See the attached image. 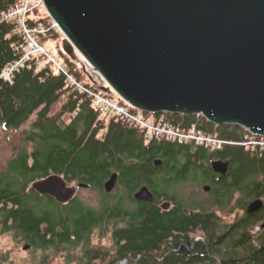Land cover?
I'll return each instance as SVG.
<instances>
[{"label": "trees", "instance_id": "1", "mask_svg": "<svg viewBox=\"0 0 264 264\" xmlns=\"http://www.w3.org/2000/svg\"><path fill=\"white\" fill-rule=\"evenodd\" d=\"M19 1L0 0V128L20 136L0 177V236L13 235L43 252L39 264L61 257L65 264H264V205L245 214L253 201H264V149L249 150L246 141L264 138L239 126L213 125L202 116L155 115L179 131L195 127L230 143L207 155L205 145L146 139L141 128L101 118L95 101L69 77L135 109L103 92L98 79L64 51L65 37L48 13H41L43 6L32 10L27 25L46 27L36 36L45 54L24 59L26 38L1 15ZM17 63L12 81H5L3 71ZM195 143L205 153L187 156ZM213 154L228 162L225 176L214 173ZM53 174L69 185L88 186L79 193L95 191L100 206L86 203L79 193L62 205L31 189ZM113 174L119 176L120 192L108 194L104 185ZM208 183L210 194L197 190ZM189 184L197 188L191 196L177 191ZM145 185L153 203L133 197ZM9 261L8 254L0 257V264Z\"/></svg>", "mask_w": 264, "mask_h": 264}, {"label": "water", "instance_id": "2", "mask_svg": "<svg viewBox=\"0 0 264 264\" xmlns=\"http://www.w3.org/2000/svg\"><path fill=\"white\" fill-rule=\"evenodd\" d=\"M42 1L65 37L64 51L104 80L103 92L145 114L202 116L264 138V0ZM212 169L225 176L229 164L214 161ZM118 178L105 183L106 193ZM87 187L57 174L31 185L62 205ZM133 197L155 201L146 185ZM263 205L253 201L245 214Z\"/></svg>", "mask_w": 264, "mask_h": 264}, {"label": "built area", "instance_id": "3", "mask_svg": "<svg viewBox=\"0 0 264 264\" xmlns=\"http://www.w3.org/2000/svg\"><path fill=\"white\" fill-rule=\"evenodd\" d=\"M43 6L42 0H20L18 4L12 6L7 11H4L2 15V20L7 23H15L17 26V31L19 34L26 38V47L24 48L26 55L24 59H28L30 56L35 54H45V49L40 46L36 40V36L42 33H45L46 27L43 24H40L35 29L28 27L27 18L29 14L35 8H40ZM56 27V26H54ZM54 64L56 63L55 59L49 58ZM20 65L8 66L2 73V78L5 81H12L14 70ZM89 71L93 73L96 77L104 83L102 78L98 76L90 67ZM70 81L78 88V90L83 91L92 98L96 103L97 112L100 117L106 120L112 118L122 120L126 125L130 127L141 128L145 130L146 139H156L172 142L175 139L180 140L184 143L196 142L200 145H205L211 149H221L223 142L218 139L217 136L207 135L200 130H197L195 127L189 131H179L174 127L169 126L163 117L156 119H145L144 114L135 110H131L127 106L121 104L120 101H115L108 99L105 94L96 93L93 90L86 88L82 84L78 83L72 77H69ZM249 140V145L253 146V149L256 147H261L264 149V140L261 141H252Z\"/></svg>", "mask_w": 264, "mask_h": 264}, {"label": "rangeland", "instance_id": "4", "mask_svg": "<svg viewBox=\"0 0 264 264\" xmlns=\"http://www.w3.org/2000/svg\"><path fill=\"white\" fill-rule=\"evenodd\" d=\"M44 10L46 11L45 7L43 6L41 9V13L44 14ZM79 57V63L83 64V58ZM84 65V64H83ZM88 73L94 77L95 79H97V77L91 73L88 68H86ZM99 81V80H97ZM101 87L104 85L107 87L106 84H102L99 81ZM155 114H149V116H145L144 114V118L145 119H155ZM8 137H11V140H8ZM20 139L19 134L17 133H5L3 131V129L0 128V177L3 176V169L6 167L8 161L10 160L12 153H13V145L14 143H18ZM159 141H164V140H159ZM249 140L246 141V148L247 149H251L253 150V146L249 145ZM217 150V148H215ZM73 186H77L75 184H73ZM197 189L195 187V185L193 184H189L185 187H182L179 191V193L181 195L184 196H191ZM198 191L202 190V186L199 187V189H197ZM120 191L117 189H115V193H119ZM80 196L82 197V199L88 203V204H92L95 207L100 206V199L101 197L98 196L95 191L91 190V189H87V190H82L80 191ZM112 194V195H113ZM242 214V213H240ZM103 244L105 246H110V243L108 242H103ZM28 246V245H24V244H20L19 242H16V240L14 239L13 235H2L0 236V257L2 255L8 254L9 255V259L10 261L8 263L5 264H39V262L42 260V257L44 256V253L41 251H34L31 248L27 251L24 250V248ZM65 260L64 258L62 259L59 258L57 259L53 264H65Z\"/></svg>", "mask_w": 264, "mask_h": 264}, {"label": "flooded vegetation", "instance_id": "5", "mask_svg": "<svg viewBox=\"0 0 264 264\" xmlns=\"http://www.w3.org/2000/svg\"><path fill=\"white\" fill-rule=\"evenodd\" d=\"M157 117H155V119H156ZM223 142V146L221 147V149H217V150H221V151H223V150H225L226 149V147H227V145H229L230 143L229 142H226V141H222ZM171 143H180V142H171ZM182 143V142H181ZM185 144V143H184ZM186 144H189V145H192L193 144V142L192 143H186ZM233 145H235V143H232ZM209 151L210 152H206V154L207 155H211L210 153H213V151H214V149H209ZM186 152H188V154H187V156H189L190 155V157L191 156H194L195 154H197V153H199V154H201V153H205L203 150H201V149H199V147L197 146V144L195 143V146H193V147H191L190 149H186ZM213 156V159H215V160H213L212 162H214V161H220L222 158H220V157H217V155L216 154H213L212 155ZM187 157H185V158H183V159H186ZM161 162H162V160H160ZM221 161H223V160H221ZM211 162V163H212ZM224 162H226V161H224ZM159 166H162V163H161V165H159ZM215 173V172H214ZM216 175H220V174H217L216 173ZM216 177V176H215ZM215 180H217V178L215 179ZM205 186H209L210 188H211V190L209 191V192H205L204 191V189H203V187H205ZM202 192H204V193H206V194H210L211 193V191H212V185L211 184H205V185H202V190H201ZM169 207H170V205H168Z\"/></svg>", "mask_w": 264, "mask_h": 264}, {"label": "clouds", "instance_id": "6", "mask_svg": "<svg viewBox=\"0 0 264 264\" xmlns=\"http://www.w3.org/2000/svg\"><path fill=\"white\" fill-rule=\"evenodd\" d=\"M56 26V25H55ZM56 28H57V26H56ZM58 29V28H57ZM84 62V61H83ZM86 68H88V66L86 67ZM88 70H89V68H88ZM97 79L100 81V79L97 77ZM103 80V79H102ZM104 81V80H103ZM101 82V81H100ZM102 84H103V82H101ZM104 84H106L105 82H104ZM104 86V85H103ZM121 100V99H120ZM138 111V110H137ZM140 112V111H139ZM141 113H143V112H141ZM143 114H145V113H143Z\"/></svg>", "mask_w": 264, "mask_h": 264}, {"label": "bare ground", "instance_id": "7", "mask_svg": "<svg viewBox=\"0 0 264 264\" xmlns=\"http://www.w3.org/2000/svg\"><path fill=\"white\" fill-rule=\"evenodd\" d=\"M160 118V117H159ZM164 118V117H163ZM260 139V138H259ZM166 142H169V141H166ZM172 142H180L181 143V141L180 140H178V139H175L174 141H172ZM256 201V200H255ZM260 211V210H259Z\"/></svg>", "mask_w": 264, "mask_h": 264}]
</instances>
